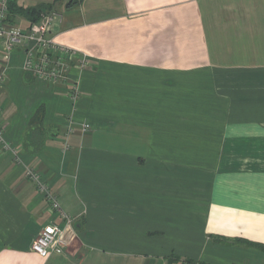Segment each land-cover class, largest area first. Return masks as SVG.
<instances>
[{
    "label": "crops",
    "instance_id": "0c3cea01",
    "mask_svg": "<svg viewBox=\"0 0 264 264\" xmlns=\"http://www.w3.org/2000/svg\"><path fill=\"white\" fill-rule=\"evenodd\" d=\"M14 5L54 14L79 95L0 55V264H264V0ZM27 169L66 254L31 251L63 222Z\"/></svg>",
    "mask_w": 264,
    "mask_h": 264
},
{
    "label": "built area",
    "instance_id": "2783aa9c",
    "mask_svg": "<svg viewBox=\"0 0 264 264\" xmlns=\"http://www.w3.org/2000/svg\"><path fill=\"white\" fill-rule=\"evenodd\" d=\"M12 0H0V55L2 60L7 61L11 51L16 47H21L24 54V72L31 78L44 80L52 84H64L70 100L75 101L79 92L77 85L68 81L70 60L76 54L63 52L58 45L49 37L50 23L55 20V16L42 15L38 23H33L26 30L14 27L8 23V3ZM77 58V57H76ZM84 63V60H83ZM4 75L0 72V90L4 85ZM87 127H84V130ZM0 143L2 140V129L0 127ZM34 170H26V178L34 183L38 190L45 196L49 206L58 213L63 222V226L48 225L31 244V251L40 257L48 258L53 255H63L66 251V241L64 232L72 225L71 218L61 213L59 206L50 194L48 187L40 182V178Z\"/></svg>",
    "mask_w": 264,
    "mask_h": 264
},
{
    "label": "trees",
    "instance_id": "16d2710c",
    "mask_svg": "<svg viewBox=\"0 0 264 264\" xmlns=\"http://www.w3.org/2000/svg\"><path fill=\"white\" fill-rule=\"evenodd\" d=\"M14 4H15V0H12V1H9V3L7 5L8 6V16L6 18H7L8 23L11 22L10 17L13 14L21 15V17L25 18L30 24L38 23L42 17L41 15H44L45 11L49 10V9H46L45 7H41V6L34 7V8L22 9V7L18 8ZM36 117H37V114H36ZM36 117L34 118V120L36 119ZM32 123H33V120H32ZM176 260H178V259L176 258ZM185 262L187 264H193L191 261H185Z\"/></svg>",
    "mask_w": 264,
    "mask_h": 264
},
{
    "label": "rangeland",
    "instance_id": "374dc122",
    "mask_svg": "<svg viewBox=\"0 0 264 264\" xmlns=\"http://www.w3.org/2000/svg\"><path fill=\"white\" fill-rule=\"evenodd\" d=\"M50 13H51V12L47 11V12H46V15H49ZM51 14H52V13H51ZM51 14H50V15H51ZM64 254H66V251H65ZM81 255H82V253L79 252L77 257H80Z\"/></svg>",
    "mask_w": 264,
    "mask_h": 264
}]
</instances>
